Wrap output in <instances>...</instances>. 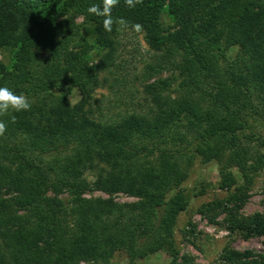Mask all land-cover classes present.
Returning a JSON list of instances; mask_svg holds the SVG:
<instances>
[{
  "label": "trees",
  "instance_id": "16d2710c",
  "mask_svg": "<svg viewBox=\"0 0 264 264\" xmlns=\"http://www.w3.org/2000/svg\"><path fill=\"white\" fill-rule=\"evenodd\" d=\"M100 2L0 0V50L12 49L0 62V87L31 103L0 116V264H117L110 259L118 251L126 264H141L156 250L169 256L166 264H191L175 246L176 215L165 195L195 157L233 166L241 178L198 211L210 220L224 213L226 228L242 237L264 235L263 215L237 214L264 162V0H142L134 8L119 0L112 18L128 26L114 22L110 32L87 11ZM76 15L91 23V40ZM133 24L148 49L177 69L184 94L145 85L149 109L113 118L93 106L94 90L120 31ZM230 46L237 50L227 59ZM93 49L103 51L97 63L89 61ZM73 89L79 98L71 103ZM219 185L230 190L224 179ZM89 189L107 197H86ZM118 192L134 199L115 201ZM249 256L224 246L215 264H248ZM259 257L250 263L264 264Z\"/></svg>",
  "mask_w": 264,
  "mask_h": 264
},
{
  "label": "rangeland",
  "instance_id": "374dc122",
  "mask_svg": "<svg viewBox=\"0 0 264 264\" xmlns=\"http://www.w3.org/2000/svg\"><path fill=\"white\" fill-rule=\"evenodd\" d=\"M74 23L78 25L80 34L91 40L88 32L91 23L85 21L81 15H76ZM159 21L163 26L171 22L165 13H161ZM90 23V24H89ZM12 49L6 47L0 50V62L7 64ZM237 50L230 46L225 50L227 59H232ZM38 55L44 56L42 50H34ZM103 51L93 49L89 58L90 63H97L102 58ZM107 67L99 71L102 86L94 90L97 102L93 105L99 107L100 112L110 117H117L126 112H146L150 105L149 94L144 86L155 83L161 86L159 90L164 96H179L183 92L178 87L180 76L176 68L164 63L157 53L148 49L143 41L142 34L135 29L120 31L116 48L112 56L106 60ZM166 79V81H165ZM164 80V83H160ZM184 94V93H183ZM71 103L79 98L76 89L69 96ZM97 104V105H96ZM99 113V112H96ZM247 123L254 129L258 123L253 118H247ZM240 133V132H239ZM186 178L165 195L169 208L175 212L173 226V239L180 254L189 255L191 264H215L219 261V254L224 246L237 251H250L248 264L252 260L264 257V235L242 237L238 230L230 232L226 228L225 215L220 213L212 220L198 208L211 200H223L232 191L236 184H241L238 170L233 167L220 169L216 160L202 162L195 157L190 163H184ZM89 179L91 177H88ZM230 184V190L220 187V181ZM248 196L237 209L240 216L259 213L264 216V162L248 188ZM86 197H107V194L95 189L85 190ZM115 201H131L134 198L118 192L112 195ZM117 264H126L124 253L114 252L110 259ZM169 256L163 250H156L139 259L141 264H166ZM76 264H92L91 261L80 260ZM251 264V263H250Z\"/></svg>",
  "mask_w": 264,
  "mask_h": 264
},
{
  "label": "clouds",
  "instance_id": "9594fccd",
  "mask_svg": "<svg viewBox=\"0 0 264 264\" xmlns=\"http://www.w3.org/2000/svg\"><path fill=\"white\" fill-rule=\"evenodd\" d=\"M142 0H124V3L129 8H134ZM119 4V0H101L99 4H93L87 9L88 13L98 17H103V27L106 31L112 30L114 22H118L121 27H127L128 21L123 18L114 21L112 18V9ZM134 29H139V24H133ZM31 108L29 98L24 94H17L8 87H0V116L11 112L28 111ZM12 121L15 122V116H12ZM6 131V124L0 120V136Z\"/></svg>",
  "mask_w": 264,
  "mask_h": 264
}]
</instances>
